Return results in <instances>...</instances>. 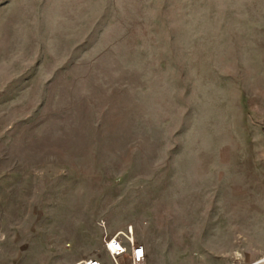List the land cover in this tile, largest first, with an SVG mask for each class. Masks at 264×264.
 Wrapping results in <instances>:
<instances>
[{"label":"rangeland","instance_id":"rangeland-1","mask_svg":"<svg viewBox=\"0 0 264 264\" xmlns=\"http://www.w3.org/2000/svg\"><path fill=\"white\" fill-rule=\"evenodd\" d=\"M264 264V0H0V264Z\"/></svg>","mask_w":264,"mask_h":264},{"label":"built area","instance_id":"built-area-1","mask_svg":"<svg viewBox=\"0 0 264 264\" xmlns=\"http://www.w3.org/2000/svg\"><path fill=\"white\" fill-rule=\"evenodd\" d=\"M105 251L113 264H148L145 238L132 225L109 237L105 242ZM72 264H106V262L100 256H91Z\"/></svg>","mask_w":264,"mask_h":264}]
</instances>
